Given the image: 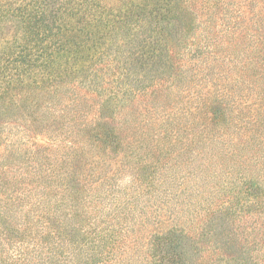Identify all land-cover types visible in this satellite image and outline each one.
I'll list each match as a JSON object with an SVG mask.
<instances>
[{
	"label": "trees",
	"instance_id": "16d2710c",
	"mask_svg": "<svg viewBox=\"0 0 264 264\" xmlns=\"http://www.w3.org/2000/svg\"><path fill=\"white\" fill-rule=\"evenodd\" d=\"M263 90L264 0H0V264H264Z\"/></svg>",
	"mask_w": 264,
	"mask_h": 264
},
{
	"label": "rangeland",
	"instance_id": "374dc122",
	"mask_svg": "<svg viewBox=\"0 0 264 264\" xmlns=\"http://www.w3.org/2000/svg\"><path fill=\"white\" fill-rule=\"evenodd\" d=\"M211 87H210V84L208 85V86H206V87H204L203 88V93L205 94L207 91H209V89H210ZM263 95H264V90H263V93H262ZM150 106V105H149ZM36 139L40 142V143H43V144H47L48 143V141H47V139L45 140L44 138H41V137H36ZM1 151V150H0ZM1 153V152H0ZM161 163H163V161H161ZM217 183H218V181H216ZM165 186H168V187H171V183L169 182V183H167ZM192 200H197L195 197H193L192 198ZM248 217H250V216H248ZM107 219H110V217L108 216V217H106ZM252 218L250 217V218H247V219H244V220H242V221H238V223L239 224H241L242 223V226H245L246 227V229H250V220H251ZM259 219V218H258ZM254 222V221H253ZM163 225V224H162ZM159 226H161V225H157V226H152L151 228H150V232H155V231H157L158 230V228H159ZM242 229V228H241ZM240 229V230H241ZM207 260H208V262H209V258H207Z\"/></svg>",
	"mask_w": 264,
	"mask_h": 264
}]
</instances>
